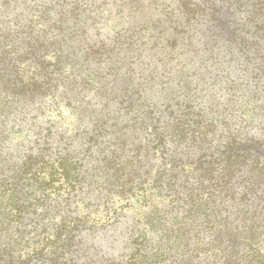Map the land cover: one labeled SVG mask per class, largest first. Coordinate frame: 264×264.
<instances>
[{
  "label": "trees",
  "instance_id": "1",
  "mask_svg": "<svg viewBox=\"0 0 264 264\" xmlns=\"http://www.w3.org/2000/svg\"><path fill=\"white\" fill-rule=\"evenodd\" d=\"M83 1L0 0V264H264V248L253 239L261 226L256 210L235 225L224 215L237 188L242 205L264 174V154L246 120L229 116L239 124L232 128L223 115L217 124L211 109L176 117L174 103L169 112L151 106L134 116L141 96L127 95L130 84L115 86V73L97 71L118 53L94 38L87 11L95 1L87 9ZM194 1L180 33L219 18L204 60L217 64L213 47L223 39L239 50L236 58L253 59L247 78L264 81V0ZM182 52L196 56L192 48ZM199 59L188 67V93L197 91L194 76L213 73V82L225 78L230 96H238L242 89L228 73L232 57L216 75L201 71ZM89 64L96 70L86 73ZM114 90L123 99L114 100ZM141 131H149L143 142ZM91 189L104 190L111 211L80 208ZM106 223L120 230L110 240L121 244L112 256L99 255L86 238ZM242 246L256 249L238 254Z\"/></svg>",
  "mask_w": 264,
  "mask_h": 264
},
{
  "label": "rangeland",
  "instance_id": "2",
  "mask_svg": "<svg viewBox=\"0 0 264 264\" xmlns=\"http://www.w3.org/2000/svg\"><path fill=\"white\" fill-rule=\"evenodd\" d=\"M94 1L95 6L92 8L91 13L87 11L94 20L92 28L97 34V37L94 34V38L97 40H103L104 38L113 47L114 52L118 53V56L112 62L110 61L111 63L106 62L99 65L97 71L102 75L115 73L117 75V80L114 81L115 86L120 88L121 86L117 84H130L128 87L123 86L127 87V95L133 96V98L141 96L140 101L143 102V105L132 109L131 112L134 116L139 115L143 109L151 108V106H155V110L159 112H169L171 110L170 104L174 103L175 110H177L176 117L187 118L191 114L203 113V111L211 109L212 112L208 115L213 118L210 120L219 124L223 120V115H226V119H230L229 122L232 128H235L239 125L235 122L237 118H229V116L239 114L248 123L247 133L249 135L254 133L259 150L264 154V81L260 79L257 82L256 78H247L246 67L253 62V59L236 58L239 50H236L233 46H228L227 41L219 39L213 47L214 52L219 53L215 61L217 64L213 65L211 61L204 60L206 58L205 53L209 54L205 42L207 41L208 44L211 42L212 39L209 35L214 31L216 20L219 18L200 22L196 27L194 26V29L184 34L180 33L183 30L181 24L185 17L191 14L196 4L194 0H191V2L190 0ZM88 2L89 0L83 1L85 9H87ZM229 21L231 26L237 24L234 17H231ZM188 34H193L188 37L189 40L186 39ZM174 39H176V45L172 44ZM188 48L194 50L196 54L194 58H191L190 54L182 52ZM229 57H232L231 64H234L232 67H228L230 70L228 73L233 80L235 79L236 89H242L250 96L243 95L241 90H238V96H230L228 88L224 85L225 78L216 77V82H213L215 78L213 73L210 74V77H204L200 81L194 76L192 87L195 85L197 91L188 93L189 88L184 87L185 81L190 79L189 77L186 78V75L190 73L188 67H196L197 58H201L199 59L201 71L208 72L212 69L216 75L219 71L225 72V66L230 65L227 64ZM252 65L255 66V63H252ZM215 67H218L216 71ZM86 69V73L96 70L90 64ZM114 89L118 90L117 88ZM87 96H90V94H87ZM110 96L117 101L123 99V95L116 93L115 90ZM231 98L236 99V103H239L238 108L229 105L234 103L230 100ZM191 99L194 100L193 103L184 109L188 104L187 100L190 101ZM250 104L254 106L252 113H255L252 123H250L251 119L248 117L252 113L247 111L251 108ZM205 121L199 128L207 124ZM219 128H215L214 131L219 133ZM148 133L149 131L145 134L144 131H141L137 140L143 142V136ZM79 140L80 138L77 137L73 145ZM103 145L104 143L98 148H102ZM87 155L88 153L86 157ZM83 157H85L83 154H79L76 158L83 163L84 167H87L89 163L85 162L86 159H83ZM259 182V189L247 195L245 198L246 203L243 201L242 205H237V200L238 197L243 195L241 190L242 192L244 190L242 186L237 188V195L235 194L234 199L229 201L224 215L228 216L227 223L232 222L235 225L240 220L239 216L243 212L250 216L251 212L256 210L259 219H261V226L260 228H254L257 233L253 239L257 244H260L258 249H262L264 248V174L260 175ZM246 184L247 182H244L243 186ZM80 200L82 201L79 203L80 208L88 207V203L92 204V208L97 210L96 215L106 210L111 211L113 202L111 199H105L104 190L102 189H91V192ZM119 205L120 203H118ZM230 205L232 206L230 207ZM122 207H118L120 212L127 215L131 214L130 209ZM126 219L127 217L124 218L125 221ZM248 221V219L244 220L246 223ZM106 224L103 228L97 227L91 232H86V238L89 243L92 242L94 246L100 249L99 255L106 253L112 256L120 249L121 244L117 241L110 242V240L116 238V234L120 230L118 229L119 226L109 229L112 225ZM238 249V254H240V252H245L247 249L255 251L256 247L249 246L245 248L242 246Z\"/></svg>",
  "mask_w": 264,
  "mask_h": 264
}]
</instances>
